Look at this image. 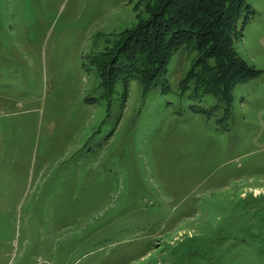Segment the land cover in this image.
<instances>
[{
  "label": "rangeland",
  "instance_id": "1",
  "mask_svg": "<svg viewBox=\"0 0 264 264\" xmlns=\"http://www.w3.org/2000/svg\"><path fill=\"white\" fill-rule=\"evenodd\" d=\"M245 2L230 44L261 73L227 105L179 87L193 41L102 95L91 59L155 0H0V264H264V0Z\"/></svg>",
  "mask_w": 264,
  "mask_h": 264
},
{
  "label": "trees",
  "instance_id": "2",
  "mask_svg": "<svg viewBox=\"0 0 264 264\" xmlns=\"http://www.w3.org/2000/svg\"><path fill=\"white\" fill-rule=\"evenodd\" d=\"M155 1L148 20L127 30L116 46L91 59L100 73L102 95L111 94L118 80L126 84L133 77L145 88L154 85L166 72L173 52L190 41L200 55L179 87L189 89L194 100L212 94L229 105L233 87L261 73L239 63L230 44V32L242 11H248L244 23L253 15L245 0Z\"/></svg>",
  "mask_w": 264,
  "mask_h": 264
}]
</instances>
